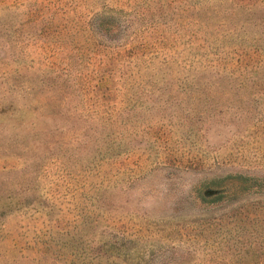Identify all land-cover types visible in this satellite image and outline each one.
I'll use <instances>...</instances> for the list:
<instances>
[{
  "label": "rangeland",
  "instance_id": "rangeland-1",
  "mask_svg": "<svg viewBox=\"0 0 264 264\" xmlns=\"http://www.w3.org/2000/svg\"><path fill=\"white\" fill-rule=\"evenodd\" d=\"M0 264H264V0H0Z\"/></svg>",
  "mask_w": 264,
  "mask_h": 264
}]
</instances>
